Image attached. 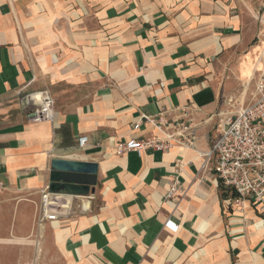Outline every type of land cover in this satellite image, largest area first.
I'll return each instance as SVG.
<instances>
[{
    "label": "crops",
    "instance_id": "crops-1",
    "mask_svg": "<svg viewBox=\"0 0 264 264\" xmlns=\"http://www.w3.org/2000/svg\"><path fill=\"white\" fill-rule=\"evenodd\" d=\"M22 1L0 0V264H264L263 205L203 156L264 67V0H32L30 20ZM40 91L52 123L24 118ZM185 107L193 148L115 153ZM53 159L95 164L96 182L58 192L70 214L37 227Z\"/></svg>",
    "mask_w": 264,
    "mask_h": 264
},
{
    "label": "built area",
    "instance_id": "built-area-1",
    "mask_svg": "<svg viewBox=\"0 0 264 264\" xmlns=\"http://www.w3.org/2000/svg\"><path fill=\"white\" fill-rule=\"evenodd\" d=\"M32 107L24 118L29 123H52L54 120L53 99L48 91H40L29 97ZM193 109L185 107L182 116L169 119L162 112L155 117H144L157 135L143 139H130L115 144L116 154L135 152L138 156L146 151L166 152L173 147L193 148L196 141L195 125L185 117ZM221 116V132L212 148L203 154L205 159L214 160V171L224 190H232L237 203L246 200L264 208V67L258 71L250 102L233 112ZM139 123L133 128L137 129ZM88 137L77 138L78 149H84ZM179 191L176 178L170 182L166 196L172 198ZM69 201L62 194L53 193L49 187L40 191V203L36 219L37 227L45 222H55L69 215Z\"/></svg>",
    "mask_w": 264,
    "mask_h": 264
},
{
    "label": "water",
    "instance_id": "water-1",
    "mask_svg": "<svg viewBox=\"0 0 264 264\" xmlns=\"http://www.w3.org/2000/svg\"><path fill=\"white\" fill-rule=\"evenodd\" d=\"M97 166L91 163L53 159L49 163V189L53 193L87 195L93 192Z\"/></svg>",
    "mask_w": 264,
    "mask_h": 264
},
{
    "label": "rangeland",
    "instance_id": "rangeland-1",
    "mask_svg": "<svg viewBox=\"0 0 264 264\" xmlns=\"http://www.w3.org/2000/svg\"><path fill=\"white\" fill-rule=\"evenodd\" d=\"M31 2H32V0H23V1L21 2V5L19 6V9H20L19 14H20L21 18H26V19H28V20H30V18H32V17H30V15H29V13H28V11H29V5L31 4ZM37 18H38V21H46V12H45V11H41L40 13H38ZM52 24H53V26L51 25V28L60 25V23H59L57 20H56L54 23H52ZM54 30H55V29H54ZM28 31H29V30H28ZM28 31H27V32H28ZM40 41H41V39H40ZM26 42H27V41H26ZM40 48L43 49V48H44V45H43V46H40ZM25 50H26L27 55H28V58H29V50H30V46H29L28 44L26 45ZM35 263H36V262H35ZM35 263H34V264H35Z\"/></svg>",
    "mask_w": 264,
    "mask_h": 264
}]
</instances>
